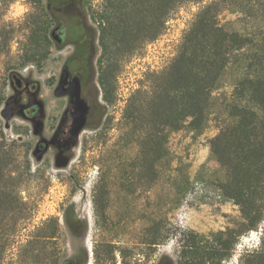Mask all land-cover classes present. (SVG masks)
Instances as JSON below:
<instances>
[{
    "label": "rangeland",
    "instance_id": "1",
    "mask_svg": "<svg viewBox=\"0 0 264 264\" xmlns=\"http://www.w3.org/2000/svg\"><path fill=\"white\" fill-rule=\"evenodd\" d=\"M105 1L86 0L89 32L98 30L91 49L95 77L83 88L90 106L88 123L74 148L63 155L50 148L41 160L34 156L35 146L41 136H50V122L65 103L54 98L52 85L66 59L76 55L75 41L63 24L67 42L59 47L53 37L59 25L49 23L44 8L29 0H12L0 10V31H13L7 44L2 46L0 39V150L9 154L10 169L19 177L22 204L17 220L0 218V229L18 230L21 236L15 242L32 243L53 254L71 257L84 248L87 264H264V220L257 229L244 232L239 206L220 190L225 169L210 151L220 121H231L227 114L220 117L216 110L202 134L189 129L171 133V162H161L155 181L138 175V146L125 129L123 113L129 99L149 73L162 71L174 58L197 7H184L157 39L141 41L135 50L130 48L134 42L122 44L119 36H110L113 53L107 62L99 25L92 17ZM222 18L226 22L236 15L226 12ZM242 27L253 32L255 23L244 17ZM31 53L35 56L27 61ZM108 64L115 71L112 104L103 99L98 79L101 65ZM14 75L37 84L41 93L20 94ZM234 78L229 73L223 90L216 92H224L229 104ZM35 98L45 106L41 135L21 114L22 106ZM59 156L68 159L67 165H57ZM182 175L189 177L186 196ZM69 209L86 222L81 238H74L64 221ZM50 233L55 236L47 238ZM13 259L17 264L18 257Z\"/></svg>",
    "mask_w": 264,
    "mask_h": 264
},
{
    "label": "trees",
    "instance_id": "2",
    "mask_svg": "<svg viewBox=\"0 0 264 264\" xmlns=\"http://www.w3.org/2000/svg\"><path fill=\"white\" fill-rule=\"evenodd\" d=\"M11 1L0 0V10ZM29 1L44 8L43 15L49 23L67 26L68 36L78 44L80 67L98 39V30L93 35L89 32L86 0ZM187 6L197 7V11L176 55L162 71L147 75L123 113L127 134L138 146L135 167L140 177L148 175L155 181L161 162H171V133L189 129L202 134L216 110L220 117L227 114L231 121H220L219 134L210 140V151L226 172L220 190L225 199L239 206L244 232H249L264 220V0H106L92 17L99 25L101 46L109 62L113 53L110 36H119L122 44L134 42L130 48L135 50L141 41L157 39L173 15ZM226 12L235 14L236 19L223 22ZM244 17L255 23L253 32L242 27ZM12 34L13 31H0L2 46L10 42ZM44 39L49 40L48 32ZM31 56L35 53L27 55V61ZM108 65H101L98 79L103 99L112 104L115 71ZM231 72L235 78L229 104L224 92L218 96L216 92L223 90ZM13 174L9 154L0 150V218L10 222L17 220L22 211L19 177ZM182 179L186 185L182 195L186 196L189 177L182 175ZM64 221L74 238L85 234L86 222L74 209L65 212ZM20 236L18 230L0 229V264H16L15 256L17 264L89 261L84 248L68 257L32 243L15 242ZM54 236L50 233L47 238Z\"/></svg>",
    "mask_w": 264,
    "mask_h": 264
},
{
    "label": "flooded vegetation",
    "instance_id": "3",
    "mask_svg": "<svg viewBox=\"0 0 264 264\" xmlns=\"http://www.w3.org/2000/svg\"><path fill=\"white\" fill-rule=\"evenodd\" d=\"M53 37L56 40V43L59 47L64 46L67 42V39L65 37V31L62 26H58L54 30ZM73 45L75 49L78 48L77 42H74ZM92 56L93 53L86 54L85 61L81 63L82 65L80 67L77 66V64L80 62V59L76 55H74L72 58L66 59L59 76L55 79L52 85L54 98L58 100H64L65 103L60 113L57 114L55 116V119H52L53 121L50 122L49 125V128L51 129L50 136L49 137L41 136L36 144L37 146L38 144L41 143L40 145L41 147L48 144V149L46 153L49 151L50 148H55L56 150H58L59 152L58 154L63 155L67 151L74 148L79 141L78 139L77 143L72 147H68L67 145L69 140L72 138V125L74 122V113H75V105H74L75 99L73 97V93L76 92L77 89L80 91L81 98L88 105V114H87V123H88V119L90 115V106L83 96V88L87 82L89 81L93 82L95 77V72L92 66V60H93ZM65 68H67L66 74L64 72ZM15 76L16 75H14L16 89L19 90L20 94L30 91L37 92V94L41 93V89L37 84L36 85L31 84L28 81L24 80L23 78L17 76L21 80L20 83H18ZM41 101L43 105L40 104L38 98L32 99L27 104L23 105L21 110V114L25 118L30 119L35 124V133L39 135H41V133L46 128L44 120H42V118L44 117L43 113L45 106H44V101L43 100ZM46 153L44 154V156L46 155Z\"/></svg>",
    "mask_w": 264,
    "mask_h": 264
},
{
    "label": "water",
    "instance_id": "4",
    "mask_svg": "<svg viewBox=\"0 0 264 264\" xmlns=\"http://www.w3.org/2000/svg\"><path fill=\"white\" fill-rule=\"evenodd\" d=\"M64 72L66 74L67 68L64 69ZM18 83H20V79L15 76ZM73 97L75 99L74 105H75V113H74V122L72 125V138L68 142V147L74 146L78 139L81 132L85 129L87 125V114H88V105L85 103V101L80 96V91L77 89L76 92L73 93ZM40 144H38L34 150V156L37 160H41L46 153L48 149V144L41 147ZM68 163L67 158H63L61 156L57 159V165L59 167L65 166Z\"/></svg>",
    "mask_w": 264,
    "mask_h": 264
},
{
    "label": "bare ground",
    "instance_id": "5",
    "mask_svg": "<svg viewBox=\"0 0 264 264\" xmlns=\"http://www.w3.org/2000/svg\"><path fill=\"white\" fill-rule=\"evenodd\" d=\"M35 103V102H34Z\"/></svg>",
    "mask_w": 264,
    "mask_h": 264
}]
</instances>
